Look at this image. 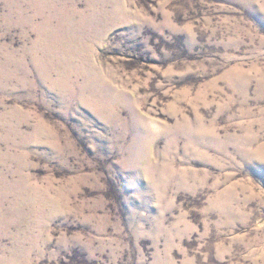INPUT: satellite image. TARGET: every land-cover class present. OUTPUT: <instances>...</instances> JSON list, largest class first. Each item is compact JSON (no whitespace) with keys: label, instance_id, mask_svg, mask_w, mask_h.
<instances>
[{"label":"rangeland","instance_id":"obj_1","mask_svg":"<svg viewBox=\"0 0 264 264\" xmlns=\"http://www.w3.org/2000/svg\"><path fill=\"white\" fill-rule=\"evenodd\" d=\"M257 144L264 0H0V264H264Z\"/></svg>","mask_w":264,"mask_h":264},{"label":"bare ground","instance_id":"obj_2","mask_svg":"<svg viewBox=\"0 0 264 264\" xmlns=\"http://www.w3.org/2000/svg\"><path fill=\"white\" fill-rule=\"evenodd\" d=\"M254 150L255 151L252 152V155H254L257 160L259 159L261 162H264V145L257 144Z\"/></svg>","mask_w":264,"mask_h":264}]
</instances>
